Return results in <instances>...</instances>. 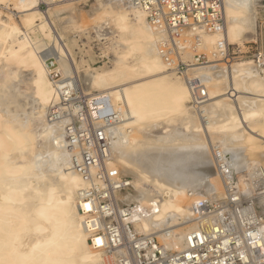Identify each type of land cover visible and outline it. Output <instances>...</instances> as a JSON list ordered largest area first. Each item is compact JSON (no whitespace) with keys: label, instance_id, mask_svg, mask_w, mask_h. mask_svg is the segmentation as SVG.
<instances>
[{"label":"bare ground","instance_id":"1","mask_svg":"<svg viewBox=\"0 0 264 264\" xmlns=\"http://www.w3.org/2000/svg\"><path fill=\"white\" fill-rule=\"evenodd\" d=\"M256 1L225 0L230 45L243 43ZM74 2L52 5L63 6L60 12ZM0 6L16 11L29 29L49 19L40 0H0ZM92 13L127 44L113 68L95 70L87 80L117 113L106 164L140 180L129 178L120 195L124 204L137 207L131 218L136 232L182 249L195 228L194 202L221 194L223 179L264 209V196L252 197L251 183L255 169L264 174V147L257 142L263 153L256 149L254 155L247 144L256 138L252 132L264 138V66L240 59L224 64L215 56L221 35L204 33L198 49L210 53L211 62L194 65L190 75L206 81L207 100L197 107L189 78L171 71L161 53L166 30L150 24L145 12L126 0H99ZM83 22L76 23L78 30ZM12 23L0 16V71L6 73L0 74V264H116V255L102 247L105 241L86 220L90 204L82 198L97 179L87 180L74 167L81 157L65 139L69 118L50 117L53 108L65 107L47 57L55 56L66 76L79 68L61 39L55 47L40 42L30 49L22 41L9 42L16 31ZM191 37L192 31H185L183 40ZM187 46L186 60L194 53ZM158 127L163 131L155 134Z\"/></svg>","mask_w":264,"mask_h":264},{"label":"built area","instance_id":"2","mask_svg":"<svg viewBox=\"0 0 264 264\" xmlns=\"http://www.w3.org/2000/svg\"><path fill=\"white\" fill-rule=\"evenodd\" d=\"M63 1L69 0H40V7L48 8ZM126 1L143 10L150 24L168 32L160 45L161 53L171 71L189 78L195 97L193 104L197 107L203 104L207 100L206 81L190 78L194 65L211 62L210 57L198 49L202 35H221L215 56L220 55L224 64L237 59L226 39L225 0ZM189 30L192 37L185 41L183 35ZM187 44L192 45L194 52L188 60L184 58ZM46 61L52 68L51 78L65 107L62 111L53 108L50 117L69 118L65 139L69 148L78 150L81 157L75 158L74 167L87 180L97 179L82 198L84 203L90 204L86 220L93 234L105 241L102 247L116 255V264H264V214L252 199L237 195L230 183L227 184L230 197L194 202L195 228L187 232L182 249L167 247L157 235L137 233L131 219L137 207L135 204L127 206L120 199L129 188L130 180L106 164L112 139L109 129L118 121L111 100L100 97L98 92L85 95L78 74L66 76L58 69L53 55ZM256 63L264 66V56L259 55Z\"/></svg>","mask_w":264,"mask_h":264},{"label":"rangeland","instance_id":"3","mask_svg":"<svg viewBox=\"0 0 264 264\" xmlns=\"http://www.w3.org/2000/svg\"><path fill=\"white\" fill-rule=\"evenodd\" d=\"M98 1L99 0L76 1L73 5H68L70 8L60 12L57 10L63 6L59 4L50 5L48 8H41L44 13L49 14V19L44 24H40V22H38L37 25L33 26L32 29H29L25 26L22 19L18 17V14H16V11L6 9L4 6H0V16L4 19H6V17L13 19V23L11 24L12 27L10 29H12V31H16L14 35L8 39L9 42L22 41L25 43V46L30 49L34 44L40 42H46L48 45H50V47H55L58 44L57 40L61 39V44H63L64 48L67 49L68 53L70 54V58L73 59L75 65L79 68V72L77 74H79L78 79H81L80 82L83 91L85 93H97L98 91H95L92 87H89L87 80L89 73H92L95 70L113 68L116 65L118 54H120L127 46L125 42L120 40L121 33L114 29L113 26L107 22H95L92 13V7ZM72 17L74 18L75 23H73L71 20ZM248 17V25L250 26L247 30V33L245 34L243 43H237L231 45L230 47L235 58L238 57L237 59L242 61H251L252 63H256L257 57L259 55L264 56V0L256 1L255 5L248 13ZM83 21L86 22V25ZM250 21L252 25L250 24ZM78 22H83L84 25L82 23L80 24L82 29L85 26L87 28H84V31H82L81 28L78 30ZM201 51L203 52V50ZM206 53L208 52H205V54ZM208 56H210V53H208ZM0 74L1 77H6L5 71H0ZM19 87L21 92H25L27 85L26 83L22 82L19 84ZM187 105L192 106V103L189 102ZM162 131V127H158L153 130L155 134L161 133ZM251 134L256 138L254 139L253 137H249L250 139L247 143L248 147L251 151L253 150L255 153L254 155H256L257 150L258 152L261 150L263 153L264 150L258 148L264 147V138L263 140L257 139L258 132H252ZM257 142H259L260 147H258ZM262 153H257V155ZM117 171L120 176L131 178L136 184H140V180L136 175H132L121 170ZM221 171L223 172V167H221ZM222 172L220 176L226 178ZM253 172L254 173L251 175L252 190L254 192L252 197L257 196V198H261V196H264V174H262V171L258 168ZM223 180L224 182L222 181L221 186L218 184L221 194H216L212 196L211 199L221 200L223 195L224 197H230L227 190V184H229L230 181L225 179ZM234 191L238 192L236 189ZM237 195H239V192ZM241 196L242 195L240 193V197ZM242 198L249 199L250 197L242 196ZM255 205L258 207V210L264 214L263 207L258 202H255Z\"/></svg>","mask_w":264,"mask_h":264}]
</instances>
